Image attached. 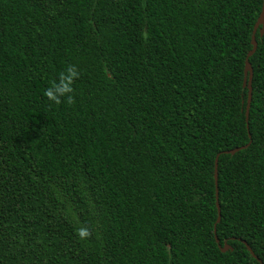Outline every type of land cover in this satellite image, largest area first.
<instances>
[{"label":"trees","instance_id":"1","mask_svg":"<svg viewBox=\"0 0 264 264\" xmlns=\"http://www.w3.org/2000/svg\"><path fill=\"white\" fill-rule=\"evenodd\" d=\"M262 3L0 0V264H264Z\"/></svg>","mask_w":264,"mask_h":264},{"label":"water","instance_id":"2","mask_svg":"<svg viewBox=\"0 0 264 264\" xmlns=\"http://www.w3.org/2000/svg\"><path fill=\"white\" fill-rule=\"evenodd\" d=\"M262 27L260 30V35L263 34L264 32V0L262 3V8H261V12L259 14V17L253 27V31H252V36H251V44H252V49L249 51V53L246 56L245 59V67H244V81H243V86H247V101H246V123L248 122V116H249V109H250V104H251V99H252V87H251V81H252V76H253V70L252 67L248 61V59L255 53L256 49H257V42L255 39V34L258 30L259 27ZM247 128H248V124H247ZM251 138V136L249 135V139ZM251 140L249 141V143L245 146L242 147H238L229 151H225L223 152V154L225 155H235L236 153L245 150L246 148H248V146L250 145ZM218 157L219 154L216 156L215 158V162H214V182H215V194H216V207H217V219L214 225V234H215V242L217 243L218 247L220 248L221 252H226L227 250L230 249V247L227 244H224L223 247L219 246V241L218 238L216 236V225L220 222L221 219V214H220V206L218 203V173H217V166H218ZM244 244V246L246 247L247 251L250 253V255L256 259L260 264H262L257 257L254 255L253 251L251 250V248L247 245L246 242H242Z\"/></svg>","mask_w":264,"mask_h":264},{"label":"clouds","instance_id":"3","mask_svg":"<svg viewBox=\"0 0 264 264\" xmlns=\"http://www.w3.org/2000/svg\"><path fill=\"white\" fill-rule=\"evenodd\" d=\"M79 77V72L74 65L67 66L64 71L58 73L57 78L50 82L45 90V97L53 104L64 102L73 103V82ZM81 239H86L89 235L88 230L81 228L78 231Z\"/></svg>","mask_w":264,"mask_h":264}]
</instances>
